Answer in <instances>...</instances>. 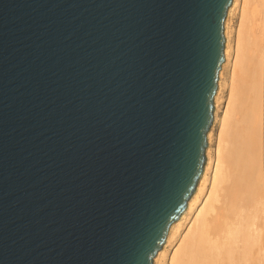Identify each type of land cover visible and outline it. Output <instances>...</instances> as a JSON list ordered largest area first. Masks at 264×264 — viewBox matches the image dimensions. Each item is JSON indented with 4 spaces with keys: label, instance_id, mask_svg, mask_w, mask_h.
Listing matches in <instances>:
<instances>
[{
    "label": "water",
    "instance_id": "obj_1",
    "mask_svg": "<svg viewBox=\"0 0 264 264\" xmlns=\"http://www.w3.org/2000/svg\"><path fill=\"white\" fill-rule=\"evenodd\" d=\"M233 0H0V264H154L203 176Z\"/></svg>",
    "mask_w": 264,
    "mask_h": 264
},
{
    "label": "bare ground",
    "instance_id": "obj_2",
    "mask_svg": "<svg viewBox=\"0 0 264 264\" xmlns=\"http://www.w3.org/2000/svg\"><path fill=\"white\" fill-rule=\"evenodd\" d=\"M224 25L206 167L154 264H264V0H233Z\"/></svg>",
    "mask_w": 264,
    "mask_h": 264
},
{
    "label": "rangeland",
    "instance_id": "obj_3",
    "mask_svg": "<svg viewBox=\"0 0 264 264\" xmlns=\"http://www.w3.org/2000/svg\"><path fill=\"white\" fill-rule=\"evenodd\" d=\"M240 23H241L240 13H239V11H237L232 16L231 21H230V27L232 28V31H233V33H232L233 44H236V40H237V37H238V31H239V28H240ZM228 97H229V91L225 90L224 91V104L222 105V109H221V113H220L221 117H223L224 112L226 110L227 103H228ZM215 131H216V137H217V134H219V131H220V127L217 126Z\"/></svg>",
    "mask_w": 264,
    "mask_h": 264
}]
</instances>
